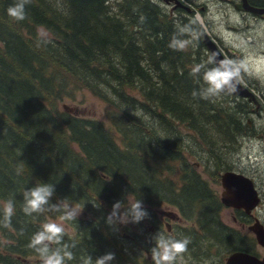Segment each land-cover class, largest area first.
<instances>
[{"label": "trees", "instance_id": "16d2710c", "mask_svg": "<svg viewBox=\"0 0 264 264\" xmlns=\"http://www.w3.org/2000/svg\"><path fill=\"white\" fill-rule=\"evenodd\" d=\"M13 2L0 0V209L15 203L11 224H0V264H40L27 245L59 214L21 211L23 192L39 181L55 184L53 203L84 205L64 225L74 264L109 252L130 260L128 226L120 238L105 223L130 193L144 208L166 203L185 219H217L221 204L190 161L215 181L239 140L253 136V107L232 94L192 97L191 67L208 55L201 40L170 49L176 22L147 0H31L20 22L6 14ZM41 28L51 43L37 47ZM82 90L108 106L109 126L60 110Z\"/></svg>", "mask_w": 264, "mask_h": 264}, {"label": "clouds", "instance_id": "9594fccd", "mask_svg": "<svg viewBox=\"0 0 264 264\" xmlns=\"http://www.w3.org/2000/svg\"><path fill=\"white\" fill-rule=\"evenodd\" d=\"M31 0H14L7 10V16L16 22L26 19V6ZM203 22L199 16L192 17L187 23L177 20L175 31L170 39L168 47L174 51L183 52L190 46H195L203 34ZM51 43L50 34L41 28L36 37V46L40 47ZM190 75L195 79L198 88L192 92L194 99L212 100L224 94H235L243 83L242 66L239 62L227 56L221 57L218 52L212 51L207 58L191 67ZM23 205L21 211L25 216L47 212L58 213L59 222L50 220L40 226L27 245L39 257L40 264H68L75 259L73 248L75 242H65V223L75 222L83 206L71 204L67 198L57 199L55 196V184L38 182L33 187L23 192ZM126 203L117 201L112 205L110 213L105 218L106 225L113 231H118V226H126L129 223L136 225L148 218L140 199L131 193L126 196ZM95 208L100 204L96 202ZM15 214L13 199L2 202L0 209V224L7 227L11 224V218ZM151 264H182L183 254L188 251L190 238H175L171 234L156 232L150 237ZM115 259L113 253H106L95 259L91 255L81 258V264H112Z\"/></svg>", "mask_w": 264, "mask_h": 264}, {"label": "flooded vegetation", "instance_id": "af4514ba", "mask_svg": "<svg viewBox=\"0 0 264 264\" xmlns=\"http://www.w3.org/2000/svg\"><path fill=\"white\" fill-rule=\"evenodd\" d=\"M147 1L159 7L162 13L168 15L173 22H177V20L181 21L180 19L186 17L191 19L197 13V8L202 12L208 6L206 3H203V0H168L169 2L167 3L166 0ZM175 1L178 2V6L175 5ZM214 1L217 2V4L221 3L231 7L235 15L245 22V28L243 30L260 31L261 27L264 28V0ZM205 2H208V0H205ZM202 31L203 33L205 32L203 29ZM200 40L202 43V36ZM214 42L216 41L214 40ZM244 84L248 89L253 91L249 83ZM250 105L253 107L252 113H257L261 110V103H259L258 108L252 104ZM247 121L248 125H250V120ZM252 133L254 136V131H252ZM257 138L264 143V134L260 133ZM190 162L192 167L199 172L201 176L206 177L204 178L208 180L209 187L221 204L216 216L217 219L204 220L202 214H199V212L192 214L191 218L185 219L181 217L175 207L166 203L150 208L145 207V210L148 212V218L139 224H130L127 228L129 229L127 232L132 234V244L130 246L134 248V250H131V253L127 255L130 260L119 261L118 255L114 254V260L116 261L112 262V264H151L150 255H145V253H148L152 246L150 237L158 231L171 234L178 239L183 237L190 238L191 243L188 245V251L183 254L182 264H227V260L236 252L253 254L259 259L264 258V248L257 245L255 237L250 230V227L256 220L264 229V178L260 177V182L257 184L249 175L235 171L228 166L227 169H221L215 173L217 179L214 181L210 176L203 174V162ZM225 172H236L252 180L260 201L258 206L251 211V213H247L243 209L231 208L221 203L223 189L221 187L220 177ZM214 186L216 188H214ZM218 188L220 190H218ZM256 210H260L258 216L254 215ZM224 211L229 212L228 218H222ZM123 231H126V229H124V227L122 228V226H118V231H116V233L120 238L124 237L122 236ZM125 236L129 239L127 233ZM252 240L253 243L255 241L260 251H262L261 253L251 250ZM68 264L74 263L68 262Z\"/></svg>", "mask_w": 264, "mask_h": 264}, {"label": "rangeland", "instance_id": "374dc122", "mask_svg": "<svg viewBox=\"0 0 264 264\" xmlns=\"http://www.w3.org/2000/svg\"><path fill=\"white\" fill-rule=\"evenodd\" d=\"M203 3L208 5L207 8L202 12L197 8L195 14L201 18L203 30L217 42L227 57L241 64L243 83H249L262 105L260 111L248 116L254 136L241 138L237 151L230 153L225 159L233 170L249 175L259 184L260 177L264 178V143L257 138L260 133L264 134V28L261 27L260 31L243 30L245 22L235 15L231 7L217 4L214 0H203ZM75 96L74 102L66 101L62 106L77 109V116L95 119L109 126V108L106 104L85 90L76 92ZM62 106L60 110L64 111ZM183 133L186 131L183 130ZM259 211L256 210L254 215L258 216ZM228 215L229 212L224 211L222 218H228ZM55 221L59 222V219ZM251 250L262 252L253 240Z\"/></svg>", "mask_w": 264, "mask_h": 264}, {"label": "water", "instance_id": "95a60500", "mask_svg": "<svg viewBox=\"0 0 264 264\" xmlns=\"http://www.w3.org/2000/svg\"><path fill=\"white\" fill-rule=\"evenodd\" d=\"M167 2L169 1L166 0V3ZM175 2V5L178 6V2ZM202 43L208 54L215 51L218 52L221 57L225 56L216 42H214L206 32L202 34ZM232 95L246 100L248 103L256 106V108L259 107L257 95L252 90L248 89L244 83L240 86L239 91ZM62 109L65 112L76 116L78 115V110L75 108L63 105ZM220 179L223 189L221 195V203L223 205L235 209H243L247 213H251V211L258 206L260 199L250 178L236 172H225L221 175ZM250 230L255 237L257 245L264 248V229L257 220L252 224ZM227 264H264V258L259 259L253 254L236 252L230 256L227 260Z\"/></svg>", "mask_w": 264, "mask_h": 264}, {"label": "bare ground", "instance_id": "6f19581e", "mask_svg": "<svg viewBox=\"0 0 264 264\" xmlns=\"http://www.w3.org/2000/svg\"><path fill=\"white\" fill-rule=\"evenodd\" d=\"M203 245V244H202Z\"/></svg>", "mask_w": 264, "mask_h": 264}]
</instances>
